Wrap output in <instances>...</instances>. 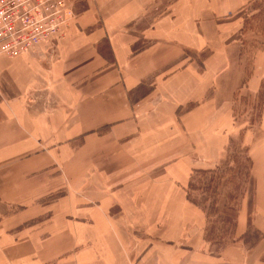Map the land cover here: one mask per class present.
I'll use <instances>...</instances> for the list:
<instances>
[{"label": "crops", "instance_id": "0c3cea01", "mask_svg": "<svg viewBox=\"0 0 264 264\" xmlns=\"http://www.w3.org/2000/svg\"><path fill=\"white\" fill-rule=\"evenodd\" d=\"M84 1L53 43L0 58V264L262 263L264 49L247 69L243 16L258 0ZM239 95L261 99L256 134ZM239 140L263 211L238 231L263 240L215 255L189 185Z\"/></svg>", "mask_w": 264, "mask_h": 264}, {"label": "rangeland", "instance_id": "374dc122", "mask_svg": "<svg viewBox=\"0 0 264 264\" xmlns=\"http://www.w3.org/2000/svg\"><path fill=\"white\" fill-rule=\"evenodd\" d=\"M75 10L83 8L84 0H73ZM244 43L247 69L251 67L252 57L256 51L264 49V0H258L244 11ZM239 95L236 115L239 127L243 122L250 123L253 133H258L261 112V99L243 98ZM242 123V124H241ZM249 125V126H250ZM252 137H255L254 134ZM253 139L250 138L247 143ZM239 140L230 147L227 160L216 170L194 174L189 185V198L199 206L207 219L205 242L209 252L221 255L233 246H243L251 250L263 240L259 232L252 228L245 235L239 234V217L243 213L248 217L252 212L258 214L262 210L258 203L253 206L251 162L245 148ZM264 264V255L261 257Z\"/></svg>", "mask_w": 264, "mask_h": 264}, {"label": "built area", "instance_id": "2783aa9c", "mask_svg": "<svg viewBox=\"0 0 264 264\" xmlns=\"http://www.w3.org/2000/svg\"><path fill=\"white\" fill-rule=\"evenodd\" d=\"M77 16L73 0H0V58L17 59L53 43Z\"/></svg>", "mask_w": 264, "mask_h": 264}]
</instances>
